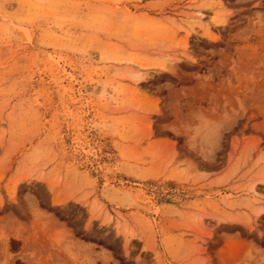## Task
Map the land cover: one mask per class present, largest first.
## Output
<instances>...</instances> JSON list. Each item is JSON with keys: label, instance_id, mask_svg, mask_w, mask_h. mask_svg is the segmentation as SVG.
<instances>
[{"label": "rangeland", "instance_id": "374dc122", "mask_svg": "<svg viewBox=\"0 0 264 264\" xmlns=\"http://www.w3.org/2000/svg\"><path fill=\"white\" fill-rule=\"evenodd\" d=\"M0 264H264V0H0Z\"/></svg>", "mask_w": 264, "mask_h": 264}, {"label": "bare ground", "instance_id": "6f19581e", "mask_svg": "<svg viewBox=\"0 0 264 264\" xmlns=\"http://www.w3.org/2000/svg\"><path fill=\"white\" fill-rule=\"evenodd\" d=\"M203 15V14H202Z\"/></svg>", "mask_w": 264, "mask_h": 264}]
</instances>
